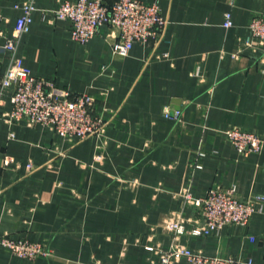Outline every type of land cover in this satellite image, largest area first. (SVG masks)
Instances as JSON below:
<instances>
[{
	"label": "crops",
	"instance_id": "0c3cea01",
	"mask_svg": "<svg viewBox=\"0 0 264 264\" xmlns=\"http://www.w3.org/2000/svg\"><path fill=\"white\" fill-rule=\"evenodd\" d=\"M23 1L36 10L13 63L91 96L106 128L69 139L39 123H9L4 92L0 237L39 243L49 254L20 257L0 243V264H159L157 250L171 241L164 222L196 217L190 199L215 187H233L241 199L264 196V51L249 28L252 17H264V0H143L156 1L167 24L125 56L113 53L108 25L84 44L73 41L69 21L53 16L63 0H0V72ZM165 109H179V118ZM230 127L256 133L260 150L240 154L224 133ZM180 241L205 255L264 264V209L245 225Z\"/></svg>",
	"mask_w": 264,
	"mask_h": 264
},
{
	"label": "built area",
	"instance_id": "2783aa9c",
	"mask_svg": "<svg viewBox=\"0 0 264 264\" xmlns=\"http://www.w3.org/2000/svg\"><path fill=\"white\" fill-rule=\"evenodd\" d=\"M15 6L21 9V14L16 19L11 36L5 40L4 47L11 56L8 66L0 72V101L4 92L10 90L11 108L4 113V119L9 123H39L69 139L102 136L106 120L94 110L91 96L57 89L51 81L30 75L26 69L13 63L19 39L28 31L36 10L31 1ZM53 16L54 19L69 21L70 38L80 44L96 36L101 26L108 25L115 37L112 51L120 56L127 55L136 43L145 45L151 39H157L167 24L159 4L143 0H114L110 3L105 0H63L53 9ZM223 25H232L230 12L224 14ZM249 28L254 42L264 51V17H252ZM164 114L178 119L180 110L169 112L165 109ZM224 133L242 155L259 151L263 143L256 133L240 127L227 128ZM185 197L188 199V194ZM190 201L195 207L196 217L186 221L171 216L164 222V227L171 233V241L166 249L157 250L159 264H172L181 258L189 264H260L252 259L205 255L186 247L180 237L184 234H217L231 223L245 225L253 214L263 211L264 196L255 194L241 199L233 187H215L208 189L204 196ZM187 222H192V226L187 227ZM0 243L20 257L33 259L49 254L41 244L24 239L2 236Z\"/></svg>",
	"mask_w": 264,
	"mask_h": 264
}]
</instances>
